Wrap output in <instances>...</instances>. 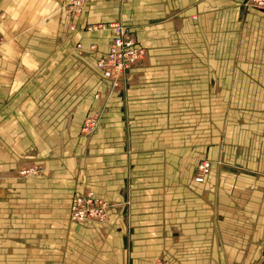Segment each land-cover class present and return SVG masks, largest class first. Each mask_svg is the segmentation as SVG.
Instances as JSON below:
<instances>
[{
	"label": "crops",
	"instance_id": "crops-1",
	"mask_svg": "<svg viewBox=\"0 0 264 264\" xmlns=\"http://www.w3.org/2000/svg\"><path fill=\"white\" fill-rule=\"evenodd\" d=\"M22 1L23 13L36 5ZM64 1L41 7L54 13L48 23L14 30L53 36H4L0 47V177L28 158L43 171L7 183L6 242L37 251L41 261L29 264H264V118L234 120L225 113L236 108L213 103L234 97L225 83L248 73L226 75L218 59L214 77L196 78L209 65L183 55L193 45L179 49L173 0H95L75 32ZM115 22L147 52L117 87L96 67L111 31L81 32ZM102 106L101 127L84 138L83 122ZM206 160L212 167L198 184L194 172ZM82 190L111 205L104 223L70 220Z\"/></svg>",
	"mask_w": 264,
	"mask_h": 264
},
{
	"label": "rangeland",
	"instance_id": "rangeland-1",
	"mask_svg": "<svg viewBox=\"0 0 264 264\" xmlns=\"http://www.w3.org/2000/svg\"><path fill=\"white\" fill-rule=\"evenodd\" d=\"M34 1L36 2V5L34 4L32 6L33 9L27 8L26 12L23 13L22 7H20L18 10L19 15L15 20H13L11 15L7 14V9L9 7L16 6V4H21L23 1L14 0L12 3H7L6 0H0V37L2 38L3 43L5 42V37L21 38L22 36H25L27 39L29 35L32 40L40 41L39 39H42L47 35L53 36L54 31L50 29H43V27L38 30H28V33H25L27 31L19 33L16 31L14 32L15 29L23 28V26H27V24L37 25L39 23H48L52 16H54V13L47 14V12H44V10L41 9L43 6H48V0ZM173 1V6L175 8V16L173 17V21L175 22L173 23L176 27L175 31L179 49L183 48L182 50H184V48L189 44L193 45L191 48L193 50H190L188 53L185 52L183 55H187L188 59L193 58L204 65H209L203 66V68H196V78H199L197 75L201 74H207L211 78L214 77V75L217 74L216 71H218L219 67H215V63H213V61H217L218 59L225 60V63H227L224 67L226 75H233L239 72L248 73L249 75L244 80H233V82L225 83L227 89H234L232 93L235 92V96L232 97L230 94L228 98H219L214 100L213 103L217 102L220 104L221 102V105H227V107L231 108V110L236 108L238 114L229 112L225 113V116L228 118L235 116L233 118L234 120H237V117L240 120H249L251 115H253L256 119H263L264 11L254 9L250 5L246 4V0ZM66 3L67 2L64 1L60 4V9L62 11ZM117 3L121 6L124 2ZM49 8L50 11H53L50 4ZM204 15H207L206 19L203 18ZM194 16H196V18ZM67 20H69V22L71 21L69 23L70 32L78 30L74 24L77 20L73 21L68 17ZM206 23H208V26ZM100 25H86V28H83V31L81 32L84 34L91 32L97 33L99 31H89L88 28L90 26L100 27ZM73 27L76 29L73 30ZM4 32L7 33L4 34ZM75 46V48L78 49L79 45ZM49 47L52 48V46ZM44 48L49 49L46 46L41 47L38 45L34 46L33 49L40 52V50L43 51ZM190 55H192V57H190ZM236 59H239L241 64L231 63ZM33 65L35 66V63ZM222 68L223 67H221V69ZM200 102V107L205 108L204 100ZM222 116L223 115L221 113L219 115L217 114L215 122H217V120L220 121L219 118ZM221 132L222 130H220V133ZM198 133V137L202 139L204 132ZM30 161L31 159L29 160L28 158L27 161L20 166V168L29 167L31 165H39L37 162L30 163ZM20 168H18L15 173L11 174V176H4L3 178L0 177V264H29L41 261L37 251L31 253L30 250H26L25 253L23 252L24 249L21 240L6 242V215L9 214V207H6L4 203V199L7 195L5 191L7 188L6 185L9 182H17L18 180L25 181L28 180V178L33 177H20L18 175ZM82 191L85 192L89 190ZM96 224L99 225V223ZM19 234L20 232L17 235ZM159 262L163 261L160 260Z\"/></svg>",
	"mask_w": 264,
	"mask_h": 264
},
{
	"label": "built area",
	"instance_id": "built-area-1",
	"mask_svg": "<svg viewBox=\"0 0 264 264\" xmlns=\"http://www.w3.org/2000/svg\"><path fill=\"white\" fill-rule=\"evenodd\" d=\"M95 0H69L63 10L70 20H80L83 17L85 6ZM123 3L124 0H111ZM246 4L250 5L258 11H264V0H246ZM86 28V27H84ZM76 28L73 27V30ZM89 31H111L112 40L109 44L108 53L101 57L96 63L101 79L111 86L117 87L123 84L129 77L131 70L140 65L145 57L146 51L138 45L135 33L122 23L115 22L110 25H100V27L90 26ZM2 38L0 37V47L2 46ZM80 48V46H78ZM99 99V96H97ZM103 107H100L97 113L89 116L83 124L81 134L88 139L101 127V118L103 116ZM194 178L196 183L203 184L211 170L210 161H202L197 165ZM43 173L40 165H31L19 169L18 175L22 178L32 176H40ZM70 206V220L77 224L87 223H104L109 215L111 205L101 198L95 196L90 191H76ZM155 264H165L157 262Z\"/></svg>",
	"mask_w": 264,
	"mask_h": 264
},
{
	"label": "clouds",
	"instance_id": "clouds-1",
	"mask_svg": "<svg viewBox=\"0 0 264 264\" xmlns=\"http://www.w3.org/2000/svg\"><path fill=\"white\" fill-rule=\"evenodd\" d=\"M23 7V5L21 4H17L14 7H9L7 9V14L11 15L12 19L15 20L17 18V16L19 15V8Z\"/></svg>",
	"mask_w": 264,
	"mask_h": 264
}]
</instances>
